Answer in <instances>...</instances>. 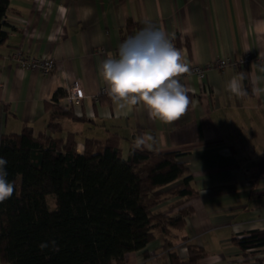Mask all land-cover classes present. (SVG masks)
Segmentation results:
<instances>
[{
  "label": "crops",
  "instance_id": "crops-1",
  "mask_svg": "<svg viewBox=\"0 0 264 264\" xmlns=\"http://www.w3.org/2000/svg\"><path fill=\"white\" fill-rule=\"evenodd\" d=\"M6 12L9 34L0 60V132L20 131L27 123L44 130L53 114L54 98L77 81L86 93L70 108L79 119L61 117L65 130L77 131L78 148L85 136L152 137L151 149L177 150L190 167L198 194L182 234L203 245L205 264H254L234 242V236L264 229V65L239 62L242 55L264 56V0H10ZM151 24L164 30L188 67L228 58L224 67H210L205 78L182 75L193 94L187 111L165 123L149 117L143 106L120 109L102 89L107 87L100 64L117 57L121 42ZM55 57L57 68L44 74L25 69L13 57ZM246 75L250 88H246ZM240 79L245 96L228 90ZM181 79V78H180ZM61 107V106H60ZM80 120V118H82ZM60 135V134H57ZM179 253L188 256L178 242ZM147 250V252H145ZM213 253V255L210 254ZM126 264H171L156 239L146 249L130 251ZM264 257V251L258 253ZM0 264H10L3 262ZM113 264H118L115 261Z\"/></svg>",
  "mask_w": 264,
  "mask_h": 264
},
{
  "label": "trees",
  "instance_id": "trees-1",
  "mask_svg": "<svg viewBox=\"0 0 264 264\" xmlns=\"http://www.w3.org/2000/svg\"><path fill=\"white\" fill-rule=\"evenodd\" d=\"M10 8V0H0V60ZM244 78L248 89L250 80ZM61 93L53 99L47 129L24 123L20 131L0 132V157L7 160V179L14 183L12 197L0 203L1 260L126 264L128 252L146 249L157 239L171 264H205V247L182 234L194 210L189 200L199 192L190 167L180 158L185 151L134 150L130 139L125 152L117 131L105 138L85 136L80 151L79 133L65 130L61 122L63 116L79 118L60 107ZM188 95L190 101L193 94ZM259 172L264 173V152ZM53 240L58 251L51 245L40 250L42 242ZM180 241L187 257L179 253ZM234 242L243 256L264 264V257L257 256L264 251V229L237 234Z\"/></svg>",
  "mask_w": 264,
  "mask_h": 264
},
{
  "label": "clouds",
  "instance_id": "clouds-1",
  "mask_svg": "<svg viewBox=\"0 0 264 264\" xmlns=\"http://www.w3.org/2000/svg\"><path fill=\"white\" fill-rule=\"evenodd\" d=\"M100 72L108 86V94L120 109L143 106L150 118L170 123L179 119L189 106V89L180 77L189 72L181 52L171 37L151 24L120 43L117 57L109 55L100 64ZM233 77L227 87L237 95L245 96L241 80ZM152 137L140 134L136 137L134 150L150 149ZM7 160L0 157V203L11 198L14 183L7 179ZM58 251L56 241L42 242L41 251L49 248Z\"/></svg>",
  "mask_w": 264,
  "mask_h": 264
},
{
  "label": "built area",
  "instance_id": "built-area-1",
  "mask_svg": "<svg viewBox=\"0 0 264 264\" xmlns=\"http://www.w3.org/2000/svg\"><path fill=\"white\" fill-rule=\"evenodd\" d=\"M6 17V15H5ZM13 57L22 65L25 69H38L42 71L44 74L50 73L57 68L56 59L51 55H43V56H35V55H27L25 52L22 51L20 48L13 52ZM255 62L258 65H264V56L259 57L256 55L245 54L242 55L240 58L241 62ZM231 63L230 59L228 58H218L212 64H204V66L194 64L189 67V72L196 73L200 78L204 79L206 72L210 69V67L218 66L224 67ZM66 93L59 97V105L63 109H70L73 104L81 103L84 100L86 93L84 92L83 88L79 85L77 81H71L66 86ZM103 94L108 95V86L102 89Z\"/></svg>",
  "mask_w": 264,
  "mask_h": 264
},
{
  "label": "rangeland",
  "instance_id": "rangeland-1",
  "mask_svg": "<svg viewBox=\"0 0 264 264\" xmlns=\"http://www.w3.org/2000/svg\"><path fill=\"white\" fill-rule=\"evenodd\" d=\"M49 197H50V196H49ZM49 197H48V198H49ZM210 254H211V255H213V253H212V252H210Z\"/></svg>",
  "mask_w": 264,
  "mask_h": 264
}]
</instances>
